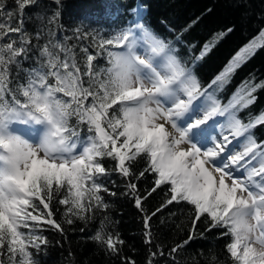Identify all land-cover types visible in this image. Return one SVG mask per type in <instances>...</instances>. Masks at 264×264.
I'll return each mask as SVG.
<instances>
[{
  "label": "snow or ice",
  "instance_id": "1",
  "mask_svg": "<svg viewBox=\"0 0 264 264\" xmlns=\"http://www.w3.org/2000/svg\"><path fill=\"white\" fill-rule=\"evenodd\" d=\"M15 3L6 11L0 0V264H41L38 257L49 245L41 234L45 225L63 236L64 224H87L97 212L105 215L89 239L121 264H136L122 255L120 233L108 230L110 202L101 193L117 195L103 182L113 174L124 181L120 195L143 214L145 264L169 256L174 264V254L197 239L198 223L207 225L205 232L223 229L219 235L230 237L225 249L232 264H264V141L255 137L264 112L248 113L247 121L240 116L255 104L264 81L245 80L225 105L216 96L264 49V30L230 59L208 91L196 66L231 28L192 55L195 45L184 42L187 28H169L175 33L169 39L137 11L138 19L108 38L92 37L95 54L81 47V64L71 46L51 39L39 44L49 28L35 32L33 45L25 9L39 7V0ZM54 3L49 25L62 7V0ZM75 32L77 40L89 35ZM33 49L34 66L23 68ZM101 56L105 67L94 63ZM233 139L237 147L227 150ZM138 162L145 166L137 172ZM149 175L151 186L141 193L137 182ZM158 192L166 200L149 214L144 201ZM54 199L65 206L63 223L55 218ZM173 204L188 206L191 227L187 239L166 252L151 222ZM211 262L218 264L215 255Z\"/></svg>",
  "mask_w": 264,
  "mask_h": 264
},
{
  "label": "trees",
  "instance_id": "2",
  "mask_svg": "<svg viewBox=\"0 0 264 264\" xmlns=\"http://www.w3.org/2000/svg\"><path fill=\"white\" fill-rule=\"evenodd\" d=\"M15 8V0H6V11ZM57 8L54 0H39V7L25 9V27L33 35V45L37 44L36 31L41 27L51 29L50 34L48 31L44 32L39 44L43 45L51 39L71 46L78 53L81 64H83V53L79 52L81 47H88L89 51L95 54L98 49L93 45L92 37L99 33L108 38L121 26L138 19L137 11L143 12L145 22L167 35L169 39L175 35L168 31L169 28H174L176 32L187 28L183 34L184 42L185 46L195 45L192 48V55H198L203 45L213 41L217 33L231 28L232 31L216 43L209 55L196 66L202 90L207 88L208 91H212L209 85L230 59L264 30V0H62L59 17L52 24H47V18L51 17ZM189 25L191 27H188ZM77 28L81 34L88 32V37L77 40L75 32ZM29 55L31 59L23 61V68L34 66L38 53L33 49ZM94 63L99 67H105L106 59L101 56ZM252 77H255L256 82L264 81V49H258L256 54L237 70L224 90L216 93L217 99L222 105L227 104L238 86ZM20 82L24 81L21 79ZM255 95L257 96L255 104L240 113L245 121L250 118L248 113L264 112V89ZM85 135L86 131L81 133V136ZM255 137L257 142L264 141V125L255 129ZM104 163L109 168L112 167L111 161L105 160ZM144 166L143 162H138L135 170L138 172ZM103 182L108 189L117 193L114 197L101 193L105 200L110 202L106 213L110 221L108 230L119 232L124 239L122 251L124 257L134 260L136 264H145L149 249L144 243L143 214L135 208L130 198L120 195L124 191V181L121 177L113 174ZM137 183L140 192L143 193L151 186L152 178L149 175ZM165 200L166 196L163 193H155L144 201V208L150 214ZM52 207L56 209L55 218L63 223L65 206L59 205L54 199ZM104 215L103 212H97L95 219L87 224L82 221H77L73 225L64 224L63 236L45 225V230L41 234L47 237L49 245L46 254L38 257L41 264H121L120 259L106 256L89 239ZM151 223L156 242L163 245L167 252L171 247L187 239L191 227V214L188 206L173 204L163 208L162 212L153 217ZM206 227L207 225L198 223L197 239L174 254L176 257L174 264H212L213 255L216 256L218 264H232L225 249L230 237L219 235L223 229L205 232ZM82 228L84 231H81ZM200 233H203L204 238H199ZM157 259L161 264H170L172 261L171 256Z\"/></svg>",
  "mask_w": 264,
  "mask_h": 264
},
{
  "label": "rangeland",
  "instance_id": "3",
  "mask_svg": "<svg viewBox=\"0 0 264 264\" xmlns=\"http://www.w3.org/2000/svg\"><path fill=\"white\" fill-rule=\"evenodd\" d=\"M201 99H203V98H201ZM197 103H199V101H197ZM214 119H216L218 121H224L225 120V117L218 116V117H215ZM209 123H212V122L210 121ZM216 130H217L216 131L217 137L219 138V133H220L221 130H220V128H217ZM225 133H226V130H225ZM230 139H231V137H230ZM236 147H237V140L236 139H233L232 140V143L227 146V150H233Z\"/></svg>",
  "mask_w": 264,
  "mask_h": 264
}]
</instances>
